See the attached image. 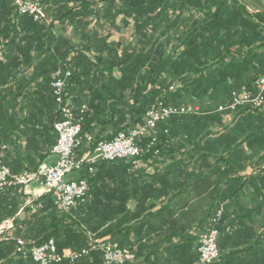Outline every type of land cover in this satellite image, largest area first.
Masks as SVG:
<instances>
[{"label":"trees","instance_id":"1","mask_svg":"<svg viewBox=\"0 0 264 264\" xmlns=\"http://www.w3.org/2000/svg\"><path fill=\"white\" fill-rule=\"evenodd\" d=\"M113 1L116 2L82 0L72 10L78 13L85 7L94 9L99 4ZM147 1L148 7L134 14L135 25L129 29L128 37L115 41L111 40L109 33L100 32L95 36L100 37V40L93 44L75 46L71 59H60L57 72L48 80L57 105V122L62 115L52 84L58 77L65 80L64 101L70 105L76 117L83 119V150L87 149V138L90 136L94 145H97L112 141L122 131L145 126L148 113L154 107H198V112L171 116L166 121L158 122L146 135L138 137L140 145L150 146L143 157V163H162L167 158V151L194 147L203 152L212 151L216 162L229 165L224 176L236 177L227 180L225 185L227 188L229 185L236 187V190L228 196H233L238 188L241 190L252 180V185L256 186L261 197V201H257L258 211L261 210L263 214L257 220L261 232L252 234L249 247L264 258V106L256 109L240 107L236 110H220L232 102L234 91L252 89L255 82L264 76V10L256 13L251 11L248 0ZM42 3L51 15L48 5ZM15 9L18 15L29 17ZM95 14L98 16V13ZM47 20L34 22L45 24ZM94 69H117L121 72L116 90L108 87L103 89L116 101V108L109 111L111 116L115 113L121 115L116 121L108 117L106 106H93L83 101V93L75 88ZM97 114H102L101 118ZM246 147H250L256 154L263 152L256 157L253 163L255 173L249 178L242 177L237 167L243 160H248ZM211 156L206 152L200 161L205 163ZM118 162L126 164L128 173L134 170L128 160L102 161L93 166L92 172L88 166L81 169L87 167L89 174H94L101 165ZM98 180V174L96 178H87L91 187L90 196L67 212L58 209L52 195L47 193L44 196V209L35 211L28 220L15 219L16 224L22 222L25 228L24 233L18 234L16 239L20 238L27 243L36 241L38 244L53 239L60 252L65 248L88 250L87 254L73 262L65 260L55 264H102L104 253L91 248L90 244L101 240V236L109 231L114 233L116 223L107 218H99L100 207L94 193ZM0 194L19 198L9 207L5 219L15 216L28 198L16 187L0 191ZM224 201L225 198L221 197L213 205L207 225L197 240L212 227H216L221 235L224 211L217 224L214 219L221 206H224ZM33 203L36 204L37 200ZM29 206H25V209L29 210ZM250 216L255 217L253 210H250ZM108 222L111 225L99 233L100 226ZM122 223L118 221V225ZM105 242L133 251L137 259L135 248ZM218 245L221 253L220 241ZM16 248V241L1 243L0 261L8 260L12 253H16ZM16 255L33 260L30 256ZM221 259L220 255L215 263ZM135 260L126 264H133ZM197 261L198 258L193 264Z\"/></svg>","mask_w":264,"mask_h":264},{"label":"crops","instance_id":"2","mask_svg":"<svg viewBox=\"0 0 264 264\" xmlns=\"http://www.w3.org/2000/svg\"><path fill=\"white\" fill-rule=\"evenodd\" d=\"M40 1L48 5L51 13L48 12L45 24L18 15L12 0H0V159L13 174L52 166L57 160L52 152L58 141L57 105L48 80L57 72L60 59H71L75 46L100 40L95 38L100 32L109 33L115 41L128 37L129 29L135 25L134 14L148 7L147 0H116L94 9H78L76 13L72 9L82 0ZM248 1L251 11L264 10V0ZM63 13L66 17L61 18ZM95 27L97 30H92ZM87 75L75 87L83 93L82 100L93 106H106L111 112L116 101L103 89L116 90L121 72L94 69ZM108 117L116 121L121 115L109 113ZM206 152L212 156L202 163L200 158ZM253 152L246 147L248 160L237 165L242 177L255 173L253 163L263 152ZM166 156L162 163H142L131 173L126 164L118 162L103 164L94 174L85 167L66 177L78 181L96 178L98 174L94 193L100 207L99 218L116 223L114 233L109 231L101 240L135 248L138 256L133 264H193L198 258L197 236L206 227L213 205L224 197V223L219 235L222 259L215 264H264L263 255L249 247L252 234L261 232L257 220L262 213L257 202L261 197L252 180L228 196L236 187L227 188L225 183L236 176H224L229 165L216 162L212 151L184 147L171 149ZM16 188L26 195L22 187ZM28 192L37 203L30 205L29 211L25 209L26 200L13 216L17 220H28L35 211L45 208L44 189L33 184ZM17 201L19 198L0 194V223ZM250 210L255 217L250 216ZM118 221L123 223L118 225ZM110 225L111 222L101 225L99 233ZM22 226V222H15L10 233L13 239L4 243L15 241L18 234L24 233ZM68 249L74 250L65 248ZM0 264L36 263L19 258L14 252Z\"/></svg>","mask_w":264,"mask_h":264},{"label":"built area","instance_id":"3","mask_svg":"<svg viewBox=\"0 0 264 264\" xmlns=\"http://www.w3.org/2000/svg\"><path fill=\"white\" fill-rule=\"evenodd\" d=\"M21 15H27L34 21L48 19L46 6L40 0H12ZM69 75V74H68ZM56 101L60 106L62 118L55 124L58 133V141L52 152L57 160L52 166H42L35 171H25L20 174H13L10 169L4 166L0 159V191L12 187H22L28 196L26 205H33L34 199L30 196L28 189L31 185L37 184L52 195L55 206L61 211L67 212L76 208L87 197L90 196L91 187L86 179L69 181L66 177L74 171L88 166L93 171V166L99 162H113L116 160H128L134 169L143 163V157L149 151L150 146L144 147L138 143V137L144 136L149 130L154 129L158 122L166 121L171 116H179L188 113L198 112V107H154L149 113L145 126L130 131L120 132L112 141L101 142L94 145L92 137L87 138V149L83 150L82 118L75 116L72 108L64 101L63 90L65 80L58 77L53 82ZM264 106V77L258 79L252 89L234 91L232 102L220 110H236L240 107L261 108ZM82 154L80 155V152ZM224 206L217 212L214 223L222 217ZM15 217L5 219L0 223V244L10 241L11 231L15 228ZM219 230L212 227L200 235L198 240L199 260L196 264H213L220 258ZM16 241V254L30 256L38 264H55L65 260L71 262L77 260L88 250L58 251L55 240H49L43 244L36 241L27 243L18 238ZM104 253L102 264H126L136 259L135 253L127 248L108 244L104 240H95L90 244Z\"/></svg>","mask_w":264,"mask_h":264},{"label":"rangeland","instance_id":"4","mask_svg":"<svg viewBox=\"0 0 264 264\" xmlns=\"http://www.w3.org/2000/svg\"><path fill=\"white\" fill-rule=\"evenodd\" d=\"M228 123H229V121H228ZM263 167H264V163H263ZM198 247H199V246H198ZM198 260H199V251H198ZM214 263H215V262H214ZM214 263H213V264H214Z\"/></svg>","mask_w":264,"mask_h":264}]
</instances>
